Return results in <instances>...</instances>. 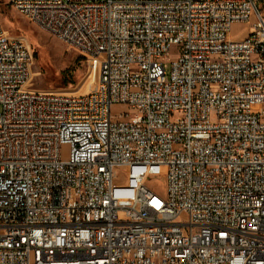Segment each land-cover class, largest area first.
<instances>
[{
	"label": "built area",
	"instance_id": "2783aa9c",
	"mask_svg": "<svg viewBox=\"0 0 264 264\" xmlns=\"http://www.w3.org/2000/svg\"><path fill=\"white\" fill-rule=\"evenodd\" d=\"M5 1L96 83L30 89L0 24V264H264V1Z\"/></svg>",
	"mask_w": 264,
	"mask_h": 264
},
{
	"label": "rangeland",
	"instance_id": "374dc122",
	"mask_svg": "<svg viewBox=\"0 0 264 264\" xmlns=\"http://www.w3.org/2000/svg\"><path fill=\"white\" fill-rule=\"evenodd\" d=\"M264 1V0H260ZM0 24L10 37L22 38L33 54L30 75V89L61 94H87L96 83L92 71L83 61V57L46 32L28 22L18 12L11 9L5 0H0ZM250 25L234 24L231 27L232 38L243 37ZM174 52L172 53V55ZM122 112L114 108V115ZM62 159L67 157L68 148L63 147ZM123 171L116 181L125 184ZM148 184L154 192L162 194L165 187L163 174L150 176ZM184 219V217H182Z\"/></svg>",
	"mask_w": 264,
	"mask_h": 264
},
{
	"label": "bare ground",
	"instance_id": "6f19581e",
	"mask_svg": "<svg viewBox=\"0 0 264 264\" xmlns=\"http://www.w3.org/2000/svg\"><path fill=\"white\" fill-rule=\"evenodd\" d=\"M94 74H95V73H92V76L95 78L96 74H95V76H94Z\"/></svg>",
	"mask_w": 264,
	"mask_h": 264
}]
</instances>
